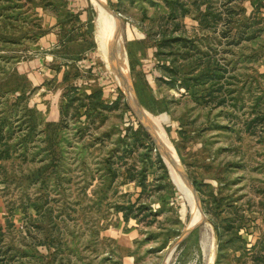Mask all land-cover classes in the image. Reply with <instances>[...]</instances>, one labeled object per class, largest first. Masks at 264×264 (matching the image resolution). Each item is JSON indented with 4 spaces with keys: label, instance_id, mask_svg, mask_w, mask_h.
<instances>
[{
    "label": "rangeland",
    "instance_id": "rangeland-1",
    "mask_svg": "<svg viewBox=\"0 0 264 264\" xmlns=\"http://www.w3.org/2000/svg\"><path fill=\"white\" fill-rule=\"evenodd\" d=\"M83 1L0 0V264H264V0L233 3L263 18L262 30L225 55L231 70L221 80L203 76L189 89L169 87L162 65L185 78L200 64L222 66L225 46L197 18L220 0ZM169 6L189 13L171 18ZM85 9L86 28L73 30ZM44 11L61 27L49 51L59 60L53 71L29 69L53 74L67 58V83L17 70L41 55L33 44L48 31ZM115 30L125 88L107 54ZM178 36L194 42L157 48ZM69 42L79 46L66 57ZM97 90L107 108L78 106Z\"/></svg>",
    "mask_w": 264,
    "mask_h": 264
},
{
    "label": "trees",
    "instance_id": "trees-1",
    "mask_svg": "<svg viewBox=\"0 0 264 264\" xmlns=\"http://www.w3.org/2000/svg\"><path fill=\"white\" fill-rule=\"evenodd\" d=\"M9 1V0H8ZM178 3V0H175ZM237 0H220V6L215 9L213 6L207 5V7L204 9V11L197 12V18L199 21V26L203 30H211L216 39L217 43L219 45L225 46L224 49L221 51L222 53V66L216 65V63L212 66L210 62L204 64L202 66L201 64L199 66L202 67V70L199 71V74L197 76H194V78H185L182 75H179L180 68L178 66H167L165 64L162 65V69L167 73V80H163L169 87H183L185 89L190 88L189 81L191 80H206L207 77L203 78V76H208L214 80H221L224 77L225 72H229L231 69L228 67L232 62L229 64L226 63L225 55L232 54L231 48L234 46H237L241 44L242 42L250 41L252 39H255L259 31L262 30V28H255V26L263 20V18H259L256 21L255 18V11H252L248 16H244L245 10H236L235 5L233 3H236ZM171 3L167 2L168 5H171ZM262 2H258L256 4V8L262 6ZM170 7V6H169ZM171 9V18H176L175 15L184 16L189 13V10H186L185 8H181L180 11L177 13V9H174L170 7ZM219 27V28H218ZM209 39L207 36L204 37L202 40ZM194 41L190 38L178 36L172 39H163L157 42V48H163L165 46H171L172 43H178L180 47H188L189 44H192ZM230 48V50H229ZM183 55V54H182ZM184 57L186 55H183ZM181 57L184 59V57ZM193 69V68H192ZM69 80V77L65 74L63 76L62 82L67 83ZM77 89V88H76ZM66 95V92L63 93V96ZM101 91L97 90L96 92H91V94L86 95V97L91 100L92 104H79V107L85 108V111L89 110H96L97 108L105 109L107 108L103 104H98V102L101 99ZM117 101V100H116ZM115 101V102H116ZM113 102V103H115ZM111 107L116 106L117 104H110ZM62 113V112H61ZM64 115V114H63ZM20 127V126H19ZM1 130H0V139H1ZM3 157L0 155V158ZM145 171H141V179L139 180V185L143 187L144 179H145ZM129 179H132L131 177ZM131 207V206H130ZM130 207H127L128 209ZM126 208V207H125ZM122 207L121 209H125ZM128 214H125V218L127 219ZM1 229V226H0ZM237 235V234H236ZM239 240L243 242V239H241V236H236ZM232 242V240H231Z\"/></svg>",
    "mask_w": 264,
    "mask_h": 264
},
{
    "label": "crops",
    "instance_id": "crops-1",
    "mask_svg": "<svg viewBox=\"0 0 264 264\" xmlns=\"http://www.w3.org/2000/svg\"><path fill=\"white\" fill-rule=\"evenodd\" d=\"M76 1H77L76 4H78L77 6H81L82 8H84L85 1H83V0H76ZM68 9L70 12H73V10H71L69 6H68ZM43 14L44 15L42 17V22L44 25L47 26L48 31L44 32V34L39 38L37 43L33 44V46H35V49H34L35 53L41 54V55L40 56H34L33 55L30 57V59L26 58V61H21L20 65L17 66V70L19 69L18 71L21 72L22 74L26 75V77L28 79H30V77H32V79H36L39 82H43L44 80H50L51 78H54V77L56 78L57 81H62L63 76H64L62 74L63 68H65V66L63 64H64V62L69 61V60H67V58H62L61 61L59 63H57V67L60 68V70L56 69L57 71L52 72L53 74H50L49 72H45L43 70V73H44V75H43L40 72H32L29 69L31 64H33V65L37 64L39 67H42V68L44 67V68H47V70L53 71L52 68L55 67L53 65V59H54V61L59 60L56 55H54L53 53H49V51L53 50L54 48H57L56 45L59 44L61 41V38L59 35V30L61 29L60 24H59V22H57L56 16L51 14L50 12L44 11ZM75 15H76V19L74 20V24L72 26L73 30L81 32L83 29L86 28V26L84 24L87 22V19L89 17V13L85 9L81 13L76 12ZM63 44H64L63 47H65V49H66L65 53L63 55H66V57H70L71 55H73L69 52H72L75 47L79 46V45H75L71 42L63 43ZM2 45H7V44L0 41V46L2 47ZM27 48H28L27 53L30 54L29 46ZM0 52H3V50L1 49ZM67 53H69V54H67ZM107 54H108V51H107ZM66 67H67V64H66ZM45 74L47 77L45 76ZM48 76H51V78H49ZM5 216H6V213L4 211L2 202L0 201V223L5 220Z\"/></svg>",
    "mask_w": 264,
    "mask_h": 264
},
{
    "label": "bare ground",
    "instance_id": "bare-ground-1",
    "mask_svg": "<svg viewBox=\"0 0 264 264\" xmlns=\"http://www.w3.org/2000/svg\"><path fill=\"white\" fill-rule=\"evenodd\" d=\"M94 1V0H93ZM94 8H95V10H96V12H97V20L98 21H100V19H102V13H101V11L99 10V8H98V6H97V4L94 2ZM105 6V5H104ZM105 9H106V7H105ZM107 10V9H106ZM104 13V12H103ZM106 13V12H105ZM116 24H117V22H116ZM116 28H118V24H117V27ZM102 30V29H101ZM115 37H116V30H115V32H114V34L112 35V36H110L109 38H110V40L109 41H107V51H108V54H109V57H110V60H112L113 61V64H114V66H115V68L117 69V70H115V73H116V76H117V78L119 79V81L122 83V85L124 86V88H125V81H124V79H123V76H122V74H121V71L119 70V68H118V66H117V64L115 63V59L118 61V62H120V60H119V58H117V55H116V53L117 52H115V47H114V43L112 42L114 39H115ZM113 43V44H112ZM124 74V73H123ZM139 118H140V120L144 123V125L145 126H147L146 125V123L144 122V120H143V117L141 116V114H139ZM148 127H150V129L152 130V132H154V134L155 135H157V136H159L158 134H157V132H156V130H155V128L151 125V123L148 121ZM160 137V136H159ZM165 151H166V153L168 154V152H167V149H165ZM173 153V152H172ZM174 154V153H173ZM169 155V154H168ZM175 160H176V164H177V167H178V171H179V174L184 178V176H183V174H182V172H183V170H182V168H181V164H180V162L178 161V158L175 156ZM190 184V183H189ZM189 197L191 198V202L193 203V205H195V206H197L198 207V205H197V199L195 198V196H194V193H192V191L191 190H189ZM191 204V203H190ZM196 211V213H194V214H198V210L196 209L195 210ZM200 215V214H199ZM200 217H202V219H204V217H203V214L200 216ZM196 218H197V216H196ZM198 224L199 223H197V224H195L194 226H198ZM192 228V227H191ZM191 228H189V229H191ZM189 229H187V230H189ZM186 230V231H187ZM210 259V262L212 261V258H209Z\"/></svg>",
    "mask_w": 264,
    "mask_h": 264
},
{
    "label": "water",
    "instance_id": "water-1",
    "mask_svg": "<svg viewBox=\"0 0 264 264\" xmlns=\"http://www.w3.org/2000/svg\"><path fill=\"white\" fill-rule=\"evenodd\" d=\"M105 7H106V9L111 13V15L116 19V22H117V24H118V18H117V16H116L115 12H114L113 10H111L110 7H108L107 5H105ZM118 28H119V25H118ZM145 127H146V126H145ZM146 128H147V127H146ZM156 146L159 147V144H158L157 142H156ZM182 174H183L184 178L186 179L187 176H186V174L184 173V171L182 172ZM194 227H196V226H193L192 228H194ZM192 228L189 229V230H187V231H183V232L180 234L179 239H181V238H183L184 236H186V235L192 230Z\"/></svg>",
    "mask_w": 264,
    "mask_h": 264
}]
</instances>
